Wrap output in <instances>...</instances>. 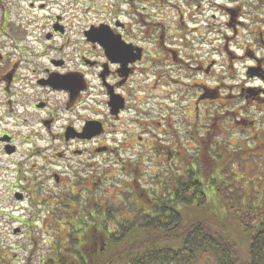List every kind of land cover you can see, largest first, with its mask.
<instances>
[{"label":"flooded vegetation","instance_id":"1","mask_svg":"<svg viewBox=\"0 0 264 264\" xmlns=\"http://www.w3.org/2000/svg\"><path fill=\"white\" fill-rule=\"evenodd\" d=\"M170 1L70 23L1 5L0 264H106L139 208L168 224L175 183L264 163V0Z\"/></svg>","mask_w":264,"mask_h":264},{"label":"trees","instance_id":"2","mask_svg":"<svg viewBox=\"0 0 264 264\" xmlns=\"http://www.w3.org/2000/svg\"><path fill=\"white\" fill-rule=\"evenodd\" d=\"M237 190L225 183H175L167 199L168 224L156 213H144L156 205L139 208L136 231L106 244L101 254L105 263L264 264V202L243 203ZM219 213L230 221L217 219ZM230 223L246 237L248 248L242 256ZM73 244L74 249L81 247L77 241Z\"/></svg>","mask_w":264,"mask_h":264},{"label":"rangeland","instance_id":"3","mask_svg":"<svg viewBox=\"0 0 264 264\" xmlns=\"http://www.w3.org/2000/svg\"><path fill=\"white\" fill-rule=\"evenodd\" d=\"M35 2V5L38 3H43L40 6L41 9L37 10H29L28 2L29 0H0V19L2 16V6L9 2L10 8L18 9L19 7L23 9L24 12L19 16H15V10L11 16L19 17L18 21H38V23H43L44 21H51V18L54 15H61L64 17V21L66 23H70L73 21H98L102 19L103 16H107L108 13L112 14L111 8L115 7V11L121 12L119 15L120 18H133V12L136 9L138 11H144L142 17H149L148 13H151L154 17L161 16V7L159 4L160 0H32ZM178 1L180 0H171L172 5H178ZM220 4H227L226 0H211ZM242 1V0H241ZM131 3L132 11L129 10V6L127 3ZM211 2H206L213 12L217 16V21H223L224 15L222 11H216ZM114 11V12H115ZM220 13V14H219ZM110 16H116L110 15ZM172 17V16H171ZM140 18V17H139ZM36 22H30L24 24L25 27L29 29H33ZM3 47V48H2ZM8 47V46H7ZM3 44L0 43V51L6 52V48ZM2 48V50H1ZM116 173L114 170H107L106 176L112 175ZM250 180V183H225L227 185H231L236 187L241 196V201L245 203L246 200H250L251 203L260 205L264 202V163L256 162L254 165L252 172H250L249 176H245V182ZM118 183H103L102 187L106 189L108 193H112V191L117 190L120 186H116ZM144 185H150V183H143ZM224 215L222 213L216 214L217 219L221 218V221L224 224H227L230 219L222 218ZM232 233L234 235V239L237 243L238 250L241 256L247 251L248 244L246 237L244 235H239L235 225L230 223ZM235 236L237 238H235ZM25 235L22 237L14 238L10 235L11 242H22L25 239Z\"/></svg>","mask_w":264,"mask_h":264}]
</instances>
